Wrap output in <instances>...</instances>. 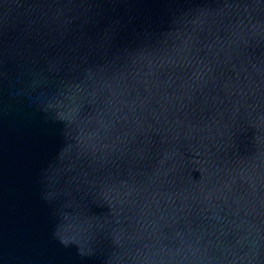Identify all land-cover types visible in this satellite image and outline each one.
I'll list each match as a JSON object with an SVG mask.
<instances>
[{
  "label": "water",
  "instance_id": "water-1",
  "mask_svg": "<svg viewBox=\"0 0 264 264\" xmlns=\"http://www.w3.org/2000/svg\"><path fill=\"white\" fill-rule=\"evenodd\" d=\"M0 264H264V0H0Z\"/></svg>",
  "mask_w": 264,
  "mask_h": 264
}]
</instances>
